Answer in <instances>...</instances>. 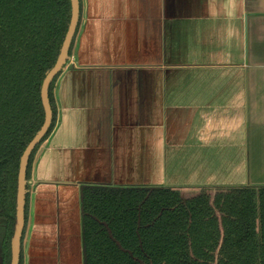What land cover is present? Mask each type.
Instances as JSON below:
<instances>
[{
    "label": "crops",
    "instance_id": "obj_1",
    "mask_svg": "<svg viewBox=\"0 0 264 264\" xmlns=\"http://www.w3.org/2000/svg\"><path fill=\"white\" fill-rule=\"evenodd\" d=\"M79 5L27 181L22 264H84V186L264 185V0ZM6 235L0 219V264Z\"/></svg>",
    "mask_w": 264,
    "mask_h": 264
},
{
    "label": "trees",
    "instance_id": "obj_2",
    "mask_svg": "<svg viewBox=\"0 0 264 264\" xmlns=\"http://www.w3.org/2000/svg\"><path fill=\"white\" fill-rule=\"evenodd\" d=\"M71 18V0H0L3 264H11L20 160L44 123L42 84ZM61 73L49 88L52 123L30 156L27 181L40 145L56 126L53 92ZM27 207L26 193L25 222ZM81 207L84 264H264V185L192 191L88 185Z\"/></svg>",
    "mask_w": 264,
    "mask_h": 264
},
{
    "label": "water",
    "instance_id": "obj_3",
    "mask_svg": "<svg viewBox=\"0 0 264 264\" xmlns=\"http://www.w3.org/2000/svg\"><path fill=\"white\" fill-rule=\"evenodd\" d=\"M71 3H72V18L60 54L58 56L55 65L48 72L42 84L41 98L45 111L44 123L41 129L39 130V132L35 135V137L30 141V143L26 147L20 160V167L18 173L16 221H15V228L11 242V264H19L20 244H21L22 232L24 229V222H25V202H26V193H27L26 173H27L28 162L34 149L41 143V141L46 136L51 126L53 114L49 101V88L53 80L56 78V76L64 70L66 62L68 61L69 58L70 47L74 40V36L76 34V30L78 26V21L80 16L79 0H71Z\"/></svg>",
    "mask_w": 264,
    "mask_h": 264
},
{
    "label": "rangeland",
    "instance_id": "obj_4",
    "mask_svg": "<svg viewBox=\"0 0 264 264\" xmlns=\"http://www.w3.org/2000/svg\"><path fill=\"white\" fill-rule=\"evenodd\" d=\"M54 87H55V85H54Z\"/></svg>",
    "mask_w": 264,
    "mask_h": 264
}]
</instances>
